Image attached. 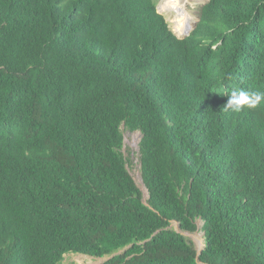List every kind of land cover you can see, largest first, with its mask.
I'll use <instances>...</instances> for the list:
<instances>
[{"label": "trees", "instance_id": "1", "mask_svg": "<svg viewBox=\"0 0 264 264\" xmlns=\"http://www.w3.org/2000/svg\"><path fill=\"white\" fill-rule=\"evenodd\" d=\"M157 6L0 0V264H264V104L223 110L264 91V0H209L184 39Z\"/></svg>", "mask_w": 264, "mask_h": 264}, {"label": "rangeland", "instance_id": "2", "mask_svg": "<svg viewBox=\"0 0 264 264\" xmlns=\"http://www.w3.org/2000/svg\"><path fill=\"white\" fill-rule=\"evenodd\" d=\"M156 1L158 5L157 8L158 11H160V13H161L160 7L161 9L166 10V13L163 12V14L161 13V15H163L166 18L167 22L170 25L171 30L174 32L175 35H177V32L175 30V24H176L175 20L178 18L176 17L177 14H175L173 10H170L171 7L169 9L166 8L163 2L164 0H156ZM208 2L209 0H186L185 5L180 7V9H182L180 11H184V13H186L187 16H192V17L196 16L197 18H199V13L201 8L205 6ZM177 36L180 35L178 34ZM124 136H125V140H124L125 155L129 157V155L131 154V157L133 159V164L131 166H128V170L131 173L134 180L136 181L137 185L142 189V191L147 196V190L142 181L141 165L139 162L138 146L141 140V134L138 132L130 133L124 131ZM201 227H202V222H199L198 231L194 233H190V232L182 231L179 227V224H177L176 222H172L170 226L172 230L181 232V234L186 238V240L189 243H191L197 251H202L205 248V237H204V233L201 230ZM125 251L126 249L118 251L115 255L122 254ZM113 256L114 255L106 256L104 258H95L82 254H66L64 257L63 264H104L107 261L111 260Z\"/></svg>", "mask_w": 264, "mask_h": 264}, {"label": "clouds", "instance_id": "3", "mask_svg": "<svg viewBox=\"0 0 264 264\" xmlns=\"http://www.w3.org/2000/svg\"><path fill=\"white\" fill-rule=\"evenodd\" d=\"M170 3H171V1H170ZM158 12L160 13V11H158ZM161 13L163 14V12H161ZM188 19H189V21L186 22V24H188L189 27H191V28L188 30L189 34L186 35L185 37L179 38L171 30L172 33L175 36H177L179 39H184V38L190 36V34L195 29V27L199 21V18H197L196 16H194V17L188 16ZM175 21H176V24L178 25V23H177L178 18ZM228 96H229L228 101H227L225 107L223 108L224 111L231 110L233 112H241L242 110H245V109H256L258 106H261L262 104H264V91H260V90L253 91L251 93H249L243 89L232 90Z\"/></svg>", "mask_w": 264, "mask_h": 264}, {"label": "bare ground", "instance_id": "4", "mask_svg": "<svg viewBox=\"0 0 264 264\" xmlns=\"http://www.w3.org/2000/svg\"><path fill=\"white\" fill-rule=\"evenodd\" d=\"M163 2L167 9L171 7L170 10H173L177 14L176 17H178V22H177L178 25L175 24V30L177 32V35L179 34L181 37L188 35L189 34L188 30L191 27H189V25L186 24V22H188L189 19H188L187 14L184 13V11H180L182 10L180 9V7L185 5L186 0H164ZM160 10L161 12L166 13V10L161 9V7H160Z\"/></svg>", "mask_w": 264, "mask_h": 264}, {"label": "water", "instance_id": "5", "mask_svg": "<svg viewBox=\"0 0 264 264\" xmlns=\"http://www.w3.org/2000/svg\"><path fill=\"white\" fill-rule=\"evenodd\" d=\"M178 232V231H177ZM178 233H180L181 234V232H178ZM182 235V234H181ZM201 254V251H198V255H200Z\"/></svg>", "mask_w": 264, "mask_h": 264}, {"label": "built area", "instance_id": "6", "mask_svg": "<svg viewBox=\"0 0 264 264\" xmlns=\"http://www.w3.org/2000/svg\"><path fill=\"white\" fill-rule=\"evenodd\" d=\"M179 38H181V36H178Z\"/></svg>", "mask_w": 264, "mask_h": 264}]
</instances>
